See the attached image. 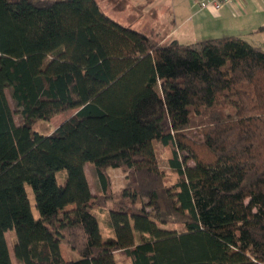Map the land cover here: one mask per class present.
<instances>
[{"label":"trees","instance_id":"obj_1","mask_svg":"<svg viewBox=\"0 0 264 264\" xmlns=\"http://www.w3.org/2000/svg\"><path fill=\"white\" fill-rule=\"evenodd\" d=\"M12 230L22 264H264V48L163 43L98 0H0V264H14Z\"/></svg>","mask_w":264,"mask_h":264},{"label":"rangeland","instance_id":"obj_2","mask_svg":"<svg viewBox=\"0 0 264 264\" xmlns=\"http://www.w3.org/2000/svg\"><path fill=\"white\" fill-rule=\"evenodd\" d=\"M126 1L128 4L121 7L118 10V12L111 14V17L118 23L129 26L135 30L142 31L145 34L151 36L152 38L162 42L163 39L167 36L169 30V24L164 21L157 24L156 23L157 20H155L154 17H152L151 21H153V24L156 23L157 25L155 27L153 24L148 26L149 22L145 24L147 22V18L144 17V15L139 14L140 13L139 11L141 10L140 7L133 4L131 0L130 1L126 0ZM165 16L167 17L168 15ZM252 23L254 30H257L260 27L259 25L260 22H258V19L256 18L253 19ZM235 33L236 32L234 31V26L232 25L231 22L230 23L211 22L203 25L200 24L195 27H191V25L189 24L186 25L183 29L179 30L177 35H175L173 39L171 40L169 39L166 42L178 39V41L181 43L190 44L194 42L205 41L215 38H222V37H235V36L241 37L240 34H235ZM245 40L249 41V43L254 46L264 48V32H259L257 34H254L249 38L248 37L245 38ZM7 95L9 97L11 107L15 113L14 114L15 122L17 124H20L22 122V116L11 97V92L9 89L7 90ZM74 112L75 111H71L68 113L57 115L56 117L52 118L50 121L37 122L34 126V130L41 134L49 135L54 130H56L64 121H66L71 115H73ZM155 148L160 166L166 174L165 182L166 184H172L173 182L176 181L177 177L175 174L171 172L168 166V159L171 156L170 149L163 147L159 142L155 143ZM85 168L93 193L94 194L99 193L101 191V186H100V182L98 181L96 170L90 164H87ZM109 174L112 179L113 191L114 193H118L125 185V173L120 169H110ZM27 191H28L29 199L31 201L33 213L37 217L38 211L35 206L34 194L30 186H27ZM95 211L99 219L103 237L109 238L110 233L107 230L106 214L102 213L101 210L97 208L95 209ZM176 227L178 228V231H182L184 229L181 225H176ZM128 230L130 233V237L133 239V243L134 244L138 243L140 241L139 235H134L133 232L131 231L130 226H128ZM6 238L15 264H22L14 255V244L16 243L15 231L14 230L8 231L6 233ZM61 249L63 256L66 260L76 259L78 257V254L75 251L70 250L66 245H62ZM116 256L119 261V264L129 263V260L125 259V257L121 255V253H117Z\"/></svg>","mask_w":264,"mask_h":264},{"label":"crops","instance_id":"obj_3","mask_svg":"<svg viewBox=\"0 0 264 264\" xmlns=\"http://www.w3.org/2000/svg\"><path fill=\"white\" fill-rule=\"evenodd\" d=\"M131 1L133 4L140 7L141 10L139 11V14L144 15V17L147 18L145 24L149 22L148 26L153 24V21H151L152 17L157 20V24L162 21L169 24V30L167 36L162 41L163 43L169 39H173L179 30L189 24L191 27H195L200 24L203 25L211 22H231L234 26L235 34H240L241 37L239 38H244V40L254 34L264 32V0H241L235 8H223L218 13L207 9L200 10L196 6V2L204 0ZM98 2L104 12L110 17L111 14L118 12L121 7L128 4L126 0H98ZM165 15L168 16L166 17ZM255 18L260 22V27L257 30H254L252 23V20ZM156 23L153 24L154 27L157 25Z\"/></svg>","mask_w":264,"mask_h":264},{"label":"built area","instance_id":"obj_4","mask_svg":"<svg viewBox=\"0 0 264 264\" xmlns=\"http://www.w3.org/2000/svg\"><path fill=\"white\" fill-rule=\"evenodd\" d=\"M241 0H204L197 1L196 6L200 10H211L216 13L220 12L223 8H235Z\"/></svg>","mask_w":264,"mask_h":264}]
</instances>
